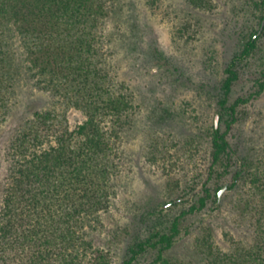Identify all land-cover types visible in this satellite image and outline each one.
Returning <instances> with one entry per match:
<instances>
[{
	"label": "trees",
	"instance_id": "16d2710c",
	"mask_svg": "<svg viewBox=\"0 0 264 264\" xmlns=\"http://www.w3.org/2000/svg\"><path fill=\"white\" fill-rule=\"evenodd\" d=\"M205 8L208 0H189ZM258 11L256 28L243 35L239 49L223 69L219 119L208 133L207 177L230 173L228 190L238 194V216L249 238L228 250L206 243L202 264H264V154H240L227 134L238 108L264 91V0H250ZM112 0H0V123L9 111V94L29 80L49 94L51 103L34 109L20 123L8 146L10 161L0 198V264H183L164 256L179 233V219L202 208L211 196L205 183L197 205L172 217L166 230L149 234L112 263L108 253L79 235L106 209L109 180L116 167L120 132L133 117L128 86L110 65L103 30ZM259 53L261 67L254 89L229 102L239 67ZM83 119L69 128L68 109ZM222 186V185H221ZM213 188L216 202L217 191ZM155 250L148 262L139 257Z\"/></svg>",
	"mask_w": 264,
	"mask_h": 264
},
{
	"label": "rangeland",
	"instance_id": "374dc122",
	"mask_svg": "<svg viewBox=\"0 0 264 264\" xmlns=\"http://www.w3.org/2000/svg\"><path fill=\"white\" fill-rule=\"evenodd\" d=\"M105 18L108 60L132 93L133 117L120 132L116 167L111 173L106 209L79 230L92 247L119 262L127 248L150 230H166L172 217L197 205L202 185L210 188L205 205L179 219V233L164 256L183 264H202L207 242L228 250L248 239L238 216V194L228 190L230 173L207 180L210 126L224 128L217 100L223 69L239 49L243 35L256 28L258 11L250 0H208L200 8L189 0H112ZM259 53L239 67L229 102L251 92L258 77ZM49 94L29 80L9 94V111L0 123V198L9 171L8 146L20 123L34 109L51 103ZM238 120L227 134L240 154H264V91L238 108ZM66 112L69 128L83 119ZM226 183L216 195L213 188ZM155 255L146 250L140 262ZM83 264V263H82Z\"/></svg>",
	"mask_w": 264,
	"mask_h": 264
},
{
	"label": "water",
	"instance_id": "95a60500",
	"mask_svg": "<svg viewBox=\"0 0 264 264\" xmlns=\"http://www.w3.org/2000/svg\"><path fill=\"white\" fill-rule=\"evenodd\" d=\"M263 22H264V16H263V19L261 20L260 22V25H259V30H261V27L263 25ZM216 119H217V114L214 115V126L216 127ZM226 187V183H224L220 188L219 190L217 191V197L219 196L220 192Z\"/></svg>",
	"mask_w": 264,
	"mask_h": 264
}]
</instances>
